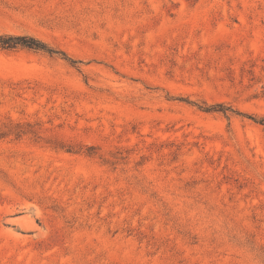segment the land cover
I'll return each instance as SVG.
<instances>
[{"label":"rangeland","instance_id":"obj_1","mask_svg":"<svg viewBox=\"0 0 264 264\" xmlns=\"http://www.w3.org/2000/svg\"><path fill=\"white\" fill-rule=\"evenodd\" d=\"M0 35L80 61L0 48V264H264V123L181 101L264 118V0H0Z\"/></svg>","mask_w":264,"mask_h":264},{"label":"trees","instance_id":"obj_2","mask_svg":"<svg viewBox=\"0 0 264 264\" xmlns=\"http://www.w3.org/2000/svg\"><path fill=\"white\" fill-rule=\"evenodd\" d=\"M0 48L3 50H14L17 48L21 49H27V50H32V51H38L42 52L51 56H58L62 58L64 61L68 62L70 65H76L80 63V61H75L70 59L64 52L54 50L50 47H48L45 43H43L40 40H37L33 37L29 36H13V35H0ZM187 104L195 106L198 110L205 112V113H220L224 115L225 117H228L230 115H237V116H243L248 118L249 120L255 122V123H264V118H255L253 116H244L234 110L233 108L229 106H224L222 104H216V105H198L194 104L188 100H181ZM21 132L16 133V130H12L8 127H5V130H0V138L9 136V135H14L15 137L19 136ZM67 152L71 153L73 150L68 148L66 149ZM88 155H92V153L88 152Z\"/></svg>","mask_w":264,"mask_h":264}]
</instances>
